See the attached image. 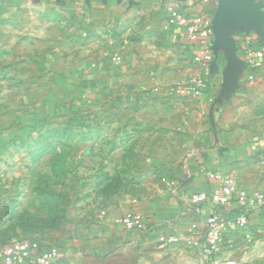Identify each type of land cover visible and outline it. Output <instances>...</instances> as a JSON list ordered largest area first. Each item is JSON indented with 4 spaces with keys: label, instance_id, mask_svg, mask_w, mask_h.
<instances>
[{
    "label": "rangeland",
    "instance_id": "1",
    "mask_svg": "<svg viewBox=\"0 0 264 264\" xmlns=\"http://www.w3.org/2000/svg\"><path fill=\"white\" fill-rule=\"evenodd\" d=\"M85 36L54 0L0 5V247L14 239L56 245L84 205L142 197L166 178L156 158L174 146L182 116H142L140 104H126L122 81L87 89L101 78L92 77L96 47ZM111 62L124 63L117 55ZM192 82L148 92L167 108L170 98L186 96L172 90ZM260 108L254 116H264ZM254 126L264 161V118ZM250 220L247 230L223 236L217 260L264 264L260 220ZM194 235L192 225L184 240L191 249Z\"/></svg>",
    "mask_w": 264,
    "mask_h": 264
},
{
    "label": "crops",
    "instance_id": "2",
    "mask_svg": "<svg viewBox=\"0 0 264 264\" xmlns=\"http://www.w3.org/2000/svg\"><path fill=\"white\" fill-rule=\"evenodd\" d=\"M10 1L0 0V5ZM54 1L82 36L89 38L90 46L96 47L91 71L93 78L101 79L87 89L106 88L122 81L127 90L126 104H140L142 116H182L174 146L157 156L155 166L160 176L180 182L181 189L176 196L159 182L142 197L116 204L84 205L74 219L71 234L56 245L42 243L43 246H56L61 264H210L184 240L192 225L199 231L203 229V221L212 209L208 204L189 209L186 202L195 193L217 187L206 171L229 176L247 191L264 189V161L260 157L263 148L253 136L254 122L264 118L254 116L256 106L264 112V70L259 78L250 79L252 73L244 66L234 92L220 99L225 55L219 53L215 68L211 67L206 76L192 63L194 48L182 28L167 23V8L212 20L218 0H135L133 5L124 0ZM122 29L125 35L120 37ZM241 34L245 33H232L240 61ZM115 40L123 44L117 51L111 48ZM115 55L124 62L118 67L111 62ZM198 76L205 81L200 96L170 98L166 108L163 99L149 95L148 90L155 84L192 82ZM127 211L142 214L145 231L128 232L122 227L120 220ZM226 212L234 213L232 209ZM162 236H172L177 241L166 243Z\"/></svg>",
    "mask_w": 264,
    "mask_h": 264
},
{
    "label": "built area",
    "instance_id": "3",
    "mask_svg": "<svg viewBox=\"0 0 264 264\" xmlns=\"http://www.w3.org/2000/svg\"><path fill=\"white\" fill-rule=\"evenodd\" d=\"M200 2L207 3L208 0H200ZM167 23L184 30L186 38L194 48L192 62L203 70L206 76L214 60L211 50L213 45L212 20L204 15H185L170 6L167 8ZM239 40V56L245 68L252 73L250 79L259 78L264 70V29L261 36L241 34ZM204 84L203 78H199L188 86L172 91L178 95L200 96ZM206 176L213 180L217 187L210 192H198L191 195L186 204L189 209L196 208V210L199 206L208 204L212 212L203 221L202 230L199 231L196 225L193 226L195 235L191 238L190 245L210 264H233L217 260L216 256L223 236L232 230H247L252 216L259 218L258 229L264 236V189L247 191L240 188L233 178L218 172L206 171ZM162 183L167 191L176 196L181 189V183L174 180L165 178L162 179ZM230 209L234 213L226 212ZM100 214L105 213L102 211ZM120 223L128 232L146 230L142 214L136 211L125 212ZM161 240L166 243L176 241L172 236H162ZM59 255L60 252L56 246L46 247L38 241L14 239L0 247V264H54Z\"/></svg>",
    "mask_w": 264,
    "mask_h": 264
},
{
    "label": "water",
    "instance_id": "4",
    "mask_svg": "<svg viewBox=\"0 0 264 264\" xmlns=\"http://www.w3.org/2000/svg\"><path fill=\"white\" fill-rule=\"evenodd\" d=\"M128 1L131 5L135 0ZM264 0H218L217 10L212 18L213 45L212 53L214 61L211 65L215 68V62L219 53L226 58V68L223 74L224 90L220 99L228 97L236 89L237 76L244 68L242 61L238 59L237 45L232 33L249 34L254 32L261 36L264 29V12H261Z\"/></svg>",
    "mask_w": 264,
    "mask_h": 264
}]
</instances>
